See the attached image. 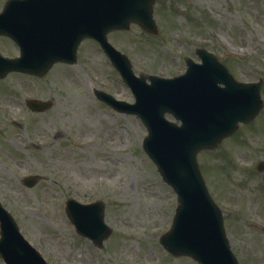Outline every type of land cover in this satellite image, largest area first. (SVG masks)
Listing matches in <instances>:
<instances>
[{
  "label": "rangeland",
  "instance_id": "374dc122",
  "mask_svg": "<svg viewBox=\"0 0 264 264\" xmlns=\"http://www.w3.org/2000/svg\"><path fill=\"white\" fill-rule=\"evenodd\" d=\"M156 10L159 37L145 36L137 27L110 36L136 73L177 74L184 66L175 51L188 54L192 47H205L236 79L264 81V0H158ZM0 49L15 53L4 39ZM11 76L0 82L6 90L0 100L26 122L14 129L11 118L1 119L8 128L0 131V202L47 263L194 264L167 255L158 244L171 220L174 195L141 149L145 129L137 119L110 112L93 98L92 87H103L118 99L132 101L97 46L84 42L76 65L58 64L34 84L37 96L54 101L48 114L19 111L14 102L33 91L23 93V84L29 83ZM262 96L264 100V87ZM254 126L240 127L217 150L199 155L207 186L226 210L227 233L240 264H264V170L247 173L242 168L264 160V120L258 123L263 129ZM31 133L40 140L47 134L49 148L28 147L35 141ZM26 173L42 180L26 188L20 183ZM91 187L92 195L104 193L107 222L115 229L103 251L77 239L64 214L65 200L82 198V188Z\"/></svg>",
  "mask_w": 264,
  "mask_h": 264
},
{
  "label": "water",
  "instance_id": "95a60500",
  "mask_svg": "<svg viewBox=\"0 0 264 264\" xmlns=\"http://www.w3.org/2000/svg\"><path fill=\"white\" fill-rule=\"evenodd\" d=\"M42 11L48 8L50 17H55L54 14L60 15V23L58 27L54 28L51 34L46 32L45 29H52V26L46 27V23L37 25V21L44 22L41 18H38V12H35L30 17L25 19L20 15H16V9L6 11L5 14L0 15V32L10 35L15 41L21 44V47L25 50L24 55L29 62L35 61L37 54L31 52V41L34 36L38 45V50L41 53L40 57L42 62L48 68L49 65L55 59H58L59 51L63 52L65 48L61 45L70 40L71 35H75L76 31H79L80 26H91V21L97 19L102 23H109L115 17H124L127 20L137 19L135 9L128 6L123 0H40ZM149 0H144L145 4ZM142 2H138V7L141 9ZM126 7L128 9L121 8ZM133 11V14H130ZM138 11V10H137ZM44 14V13H42ZM73 14L77 15L75 21V27L70 31L62 30L64 22V15ZM89 18L91 21L87 20ZM78 18H80L78 20ZM145 26L146 25L145 23ZM82 33L79 32L78 34ZM69 37V38H68ZM82 36L75 37L73 42L69 45L68 49L71 53L75 50L76 44ZM54 55L56 58L50 57ZM50 58V60L48 59ZM45 60V61H44ZM206 72V71H205ZM208 73V71L206 72ZM222 74L220 73V76ZM213 83L215 81L212 80ZM201 83H195L188 86L187 89H183L178 95V98L172 100L170 88L168 86L161 87L157 91V95L160 99V107L163 109L157 110L155 116L161 118L165 110H169L175 116H180L185 122L184 135L181 138H176L180 143L185 142L183 145L170 141V144H164L165 141L159 143L156 151L167 154L170 156L173 164H164L161 162L160 171L163 176L175 187L176 191L180 194L181 189L178 185H181L182 189L188 187L190 184L194 191L197 192V186L202 187L200 178L194 162V155L196 151L201 149L203 145L207 147L213 146L219 136L226 131H223L225 126L222 124V120L225 117V97H221L217 90L204 93L200 87ZM254 99V96H251ZM209 106V107H208ZM207 107V109H206ZM239 110V108H238ZM205 111L207 115H205ZM233 112V108L230 107L227 110L226 117H229ZM240 113H236L237 117ZM254 115V113H253ZM251 115V116H253ZM154 116V117H155ZM206 118V121L204 119ZM236 118V117H235ZM156 119V118H155ZM158 120V119H157ZM244 120V119H241ZM245 119L244 121H246ZM233 123V121H232ZM234 128L230 131L232 132ZM223 131V132H222ZM175 141V140H174ZM213 142V143H212ZM215 142V143H214ZM181 155L176 158L174 156L173 148ZM160 165V164H159ZM189 190V187H188ZM191 193V191H189ZM199 194V193H198ZM192 208V209H191ZM194 213L197 217L198 208L195 202L192 201L182 203L178 210V219L176 227L173 232L163 240L165 241V247L173 254H187L195 259L200 264H232L228 251L223 241L216 238L217 234L212 232L209 228L203 226L198 218L191 220L188 217V213ZM216 222H220L217 218ZM219 235V234H218Z\"/></svg>",
  "mask_w": 264,
  "mask_h": 264
}]
</instances>
